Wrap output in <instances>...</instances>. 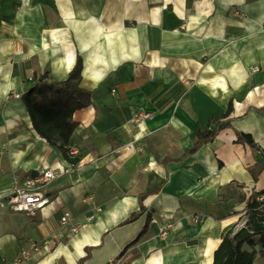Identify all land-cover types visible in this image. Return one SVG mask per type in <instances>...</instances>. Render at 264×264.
I'll return each mask as SVG.
<instances>
[{"label":"crops","instance_id":"crops-1","mask_svg":"<svg viewBox=\"0 0 264 264\" xmlns=\"http://www.w3.org/2000/svg\"><path fill=\"white\" fill-rule=\"evenodd\" d=\"M78 56L93 92L74 114L80 163L47 186L36 215L14 212V187L69 168L23 96L36 73L65 81ZM231 101V128L186 156ZM138 111L151 118L135 122ZM263 190L264 0H0V264L31 242L41 251L24 264H213ZM141 197L144 214L126 224ZM66 211L80 225L72 236ZM248 250L257 264L264 244Z\"/></svg>","mask_w":264,"mask_h":264},{"label":"trees","instance_id":"trees-1","mask_svg":"<svg viewBox=\"0 0 264 264\" xmlns=\"http://www.w3.org/2000/svg\"><path fill=\"white\" fill-rule=\"evenodd\" d=\"M82 70L83 61L78 56L65 81H52L48 71L36 73L33 86L23 96L36 133L52 147H58L72 165L80 163L79 155H70V140L77 128L74 114L93 105V92L81 87ZM232 111L231 101L224 114L211 116L206 127L198 128L193 146L185 155L196 154L203 146L213 142L221 130L231 128L228 119ZM214 126L216 128L213 130ZM236 136L237 143L256 148L252 136L243 133H236ZM262 195L264 190L249 201L245 226L237 232L231 229L224 235L214 253L213 264H255L256 251H249L247 248L264 244V202L259 200ZM143 198L140 200V210L133 213L126 224L136 221L144 214ZM151 220L152 215L149 214L146 226L135 242L147 233Z\"/></svg>","mask_w":264,"mask_h":264},{"label":"built area","instance_id":"built-area-1","mask_svg":"<svg viewBox=\"0 0 264 264\" xmlns=\"http://www.w3.org/2000/svg\"><path fill=\"white\" fill-rule=\"evenodd\" d=\"M19 97V95H16ZM151 114L138 111L134 115V121L139 123L144 120L150 119ZM70 155H78V150L75 147H70ZM79 164V163H78ZM77 165H72L69 163L68 169H43L36 177L29 178L23 186L14 187L12 193L9 196L7 205L10 209L17 213H24L29 216L36 215L37 211L44 208L48 203L49 199L46 196L45 190L50 183H52L60 175L69 173L70 170L76 168ZM260 201L264 202V195L259 198ZM88 202H93L94 197L89 196L87 198ZM93 218V217H92ZM196 217L194 221H196ZM155 224L156 221L152 219ZM61 225L68 227L70 235H75L80 230V225L75 223L72 214L66 211L61 217ZM172 228L171 224H167L166 227L160 229V234L166 236L168 234V229ZM41 245L36 242H31L20 252V257L12 264H24L28 262L34 255L39 254L41 251Z\"/></svg>","mask_w":264,"mask_h":264},{"label":"rangeland","instance_id":"rangeland-1","mask_svg":"<svg viewBox=\"0 0 264 264\" xmlns=\"http://www.w3.org/2000/svg\"><path fill=\"white\" fill-rule=\"evenodd\" d=\"M263 248V247H262ZM248 249V248H247ZM258 249H260V248H258ZM263 251L261 250V252H260V250H259V253H262ZM257 264H264V255H261L260 257H259V259H258V261H257Z\"/></svg>","mask_w":264,"mask_h":264}]
</instances>
